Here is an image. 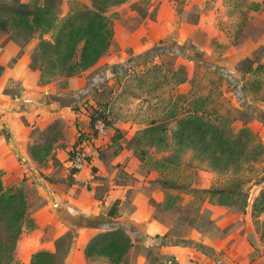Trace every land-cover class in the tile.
I'll return each mask as SVG.
<instances>
[{"label": "rangeland", "instance_id": "obj_1", "mask_svg": "<svg viewBox=\"0 0 264 264\" xmlns=\"http://www.w3.org/2000/svg\"><path fill=\"white\" fill-rule=\"evenodd\" d=\"M61 1L57 11L62 19L84 4L92 7V0ZM149 1L141 0L131 5H127L129 2H126L120 11L112 8L108 14L112 19L121 14L129 15L130 21L138 26L149 13ZM202 1L204 6L201 13L194 9L195 6L184 13L183 18L192 25L191 33L194 37L183 45L169 41L157 44L140 54L129 53L123 60L104 59L94 67L75 76L87 86L94 78L111 74L101 85L99 84L95 95H91L88 100L89 106H83L90 114L94 109L104 112L106 119L111 122L110 126L105 127L101 120L102 124L97 131L92 130L91 138L101 137L102 143L98 146L93 145V149L99 151L98 149L102 147L106 155L111 157L117 151H122L125 147L129 148L126 146L129 140L153 122L165 126L167 132L165 143L160 146H141L142 149L148 151L144 160L140 159L133 148H129L138 160L137 174H130L121 169L116 179L121 183L136 184L141 187L139 189L147 196L146 203L153 209L154 216L168 226V233L203 244L207 242L208 244L205 245L213 249V254L219 258V261L207 255L208 260L201 264H264V213L258 217L251 215L253 202L264 188V155L254 162L245 163L242 171L238 173L222 172L213 169L209 164H204L188 151L178 152L179 146L176 145L173 136L178 125V118L183 112L196 106L201 109L206 118L216 120L221 125L231 123L236 131L243 126V119H247V125L263 142L259 134L261 128L256 120L263 124L264 122L255 115L257 110L253 111L251 108L252 111L244 112L245 107L241 104L237 91L238 87L244 86L241 95H245V101L264 111L261 107L264 103V69L245 72L241 69L243 65L234 64L231 67L227 65L233 60H240L247 56L258 57L259 61L264 63V0ZM185 3L186 0H175L174 5L181 10ZM132 9H136L139 16H132ZM24 37L17 35L22 44L25 41ZM45 37L50 38L51 35ZM33 42L36 45L39 38H34L30 43ZM180 47L193 54V58L180 52ZM144 55L149 57H142ZM212 65H226L225 67L229 69L227 73L234 75L238 83L237 87L234 80L230 83L226 75L219 69H213ZM118 70L121 73L116 75ZM114 73L116 76L112 75ZM54 81L65 85L62 77ZM259 83L260 88L257 86ZM181 95L190 96V99L186 100V96ZM191 95L194 101H197L194 104H189L193 101ZM51 125V129L47 127L42 132L36 129L32 144L42 143L57 130H62L63 133V129H66V123L62 118H56ZM63 136L64 134L59 135L55 142V155L59 153L58 148L60 149ZM90 136H85L83 139L90 138ZM111 142L113 146L107 148L106 145ZM167 155H173L172 162L164 159ZM91 158L90 155L88 159ZM50 160L45 164H39L37 172L40 180L36 179L33 174L30 175L33 182L32 187L28 184L21 185L27 198L35 202L42 199L40 192L45 194L46 184H49L55 175L68 174L67 168L61 166L55 172H51ZM158 161H163L167 166ZM53 163L58 164V162ZM68 163V169H72L70 158ZM235 177L242 178L243 187L249 194L245 209L241 208L239 203L231 206L202 203L188 190V187L200 189L227 187ZM161 178L176 181L181 188L165 189L157 182ZM108 188L105 182L98 188L97 196L104 195ZM135 190L128 192L129 199L126 205L128 210L131 208L129 205L135 195ZM169 194L172 195L173 201L171 208L167 209L164 202ZM214 205L221 206L227 211L221 215H238L237 220L239 221L236 220L235 223L221 227L220 222L212 218ZM29 230L32 229L26 231ZM24 234L21 240L26 239ZM220 240H228L226 249L215 250L209 245ZM28 253L26 248L20 249L18 254L16 251V258L20 264H27L23 258H26ZM144 254L147 256L146 264H171L173 261V256L163 252L161 247L156 245L147 248ZM132 257L131 254L126 264H131ZM85 264H108V262L104 259H89Z\"/></svg>", "mask_w": 264, "mask_h": 264}, {"label": "trees", "instance_id": "obj_2", "mask_svg": "<svg viewBox=\"0 0 264 264\" xmlns=\"http://www.w3.org/2000/svg\"><path fill=\"white\" fill-rule=\"evenodd\" d=\"M129 1L92 0V7L84 4L81 8L72 11L62 19L57 11V7L62 2L61 0H34L28 2L23 0H0V34H7L9 39L19 42L22 48L38 37L39 42L31 55V66L33 69L40 70L42 83H50L58 77H72L81 74L95 66L109 52L114 41L115 30L114 21L108 13L110 9ZM18 34L25 36L24 44L18 40ZM49 34L51 37L46 38L45 36ZM182 48L180 47L181 50H178L188 55L187 57L193 58V54ZM22 52L23 49L17 57ZM145 56L149 57L147 55L142 57ZM14 60H16V57ZM259 60L258 57L247 56L240 60L231 61L227 67L240 64L243 65L241 69L245 72L258 71V69H264V63ZM256 63L258 64L255 65ZM225 66L212 65L213 69L222 71L230 83L234 80L237 87L238 83L233 77L234 75H229L227 73L229 69ZM120 70L116 75L121 73ZM3 71L4 66L0 65V76ZM110 75L96 77V86H87L84 92H77V96L73 93L74 95L69 98L70 101L76 104L85 96L95 95L93 91H97L101 83L108 79ZM112 75H115V73ZM257 86L260 88L261 84L259 83ZM238 88V97L245 107L244 112L252 111L251 108H253V111L257 110L255 112L257 118L264 122V111L245 101V95H241L244 86ZM191 96L193 101H190L189 104L196 103L197 101H194L193 95ZM189 99L190 96H186V100ZM63 101L65 102V100ZM85 104H88V101ZM101 120L104 122L105 127L111 125L104 112L94 109L91 113L92 130L97 131L96 124ZM247 123L248 120L243 119V126L236 131L231 123L226 124V126L221 125L216 120L206 118L201 109L195 106L189 111L183 112L178 118V125L173 136L176 145L179 146L178 152L188 151L195 158L204 164H209L215 170L238 173L242 171L245 163L254 162L264 155L263 142ZM51 128L52 125L50 124L47 129ZM59 135H63L62 130H57L42 143L32 144L30 152L33 159L39 164H45L49 159L57 162L54 148ZM166 140L165 126L153 122L134 135L126 146L133 148L140 159L144 160L148 151L142 149V145L160 146ZM79 144L80 142L75 147ZM172 156L167 155L164 159L172 162ZM159 162L167 166L163 161ZM71 168L73 174L78 171V169ZM3 175L4 171L0 169V264H20L16 258L18 242L27 229L35 227L31 215L32 207L22 187L6 185L3 181ZM53 180L51 179V181ZM157 182L165 189L181 188L179 183L167 178L158 179ZM188 190L195 197H198L202 203L209 202L229 206L238 205L239 203L243 209L248 204L249 194L243 187L241 177H235L227 187L202 189L188 187ZM172 201V195L169 194L164 206L167 209L171 208ZM261 213H264V188L256 197L252 208L254 217H258ZM115 214L116 207L114 206L110 209L108 216H73L64 212L61 217L70 227L69 230L55 240V250L42 249L35 252L31 257L30 264H66L67 256L75 249L78 228L90 225L103 229L92 237L85 246V254L91 260L104 259L108 264H126L132 254L131 264H135L142 247L155 243V245L161 246L191 245L219 261V258L213 254V249L203 243L173 236L170 233L152 237L142 233L135 225L126 221L111 220L109 217L115 216ZM172 260L171 264H181L176 261L174 256Z\"/></svg>", "mask_w": 264, "mask_h": 264}, {"label": "crops", "instance_id": "obj_3", "mask_svg": "<svg viewBox=\"0 0 264 264\" xmlns=\"http://www.w3.org/2000/svg\"><path fill=\"white\" fill-rule=\"evenodd\" d=\"M139 1L141 0H131L127 5ZM174 2L175 0H150L149 13L138 26L130 21L129 15L121 14L114 18L113 44L99 62L104 59L123 60L129 53L140 54L157 44L169 41L183 45L193 38L192 25L183 18L184 13L193 6L201 13L203 1L186 0L181 10L175 7ZM123 5L126 3L114 8L120 11ZM131 14L139 16L136 9H132ZM35 46L34 42L32 44L29 42L22 48L19 42L9 39L7 34H0V65L4 66L0 76V169L4 171L3 181L8 186L28 184L32 187L31 174L40 180L37 172L39 163L33 159L30 152L33 134L36 129L44 131L56 118L64 120L67 130L63 129L64 136L60 149L58 148L59 153L55 155L58 164L53 163L55 161L51 159L49 169L55 172L58 167H65L68 174L55 175L54 180L46 184L45 194L40 192L41 200L35 202L27 198L32 207L31 215L35 227L23 233L26 239L19 240L17 254L20 249L26 248L29 253L23 261L30 264L35 252L42 249L55 250V240L70 228L61 217L63 212L73 216H108L110 209L114 206L116 214L109 217L111 220L126 221L152 237L168 233V226L154 216L153 209L146 203L147 196L139 189L141 187L136 184L121 183L116 179L121 169L130 174H137L138 160L133 151L125 147L109 157L104 148L101 147L99 151L92 148L95 144L97 146L102 144L101 137H95L91 142L90 140L85 142L83 139L92 133L91 114L83 108L88 105L85 103L91 96H85L76 104L69 98L74 95L73 93L77 96V92H84L87 86H96V78L87 86L76 76L62 77L65 85H61L59 81L42 83L40 70L33 69L31 66V55ZM21 49L23 52L17 57ZM15 57L16 60H14ZM262 104L261 107L264 109V103ZM256 121L260 125L259 134L264 143V124ZM79 142L92 148V158L87 160L81 170L73 174L72 169H68V159L71 149ZM106 146L107 148L113 146V143ZM105 182L109 188L104 195L97 196L98 188ZM133 190L135 195L131 199L129 205L131 208L128 210L126 208L128 192ZM212 210V218L219 221L221 227L235 223L238 218V215H221L227 212L221 206L214 205ZM249 224L247 221V225ZM102 230L92 225L79 227L75 249L68 255L66 264L87 263L89 259L85 254V246ZM28 239L29 242H27ZM227 242L228 240H220L209 245L215 250H222L227 248ZM205 244L208 243L205 242ZM151 246L155 244L142 247L135 264L147 263L144 252ZM156 246H160L163 252L174 256L181 264H201L208 260L207 254L191 245Z\"/></svg>", "mask_w": 264, "mask_h": 264}, {"label": "built area", "instance_id": "obj_4", "mask_svg": "<svg viewBox=\"0 0 264 264\" xmlns=\"http://www.w3.org/2000/svg\"><path fill=\"white\" fill-rule=\"evenodd\" d=\"M100 124H102V121H98L96 124V128L98 129ZM91 138V136H90ZM88 137L87 139H84L85 142L90 140ZM94 136L91 138V141L94 140ZM92 148L89 147V145L85 143H80L77 147L72 149V153L70 155V164L73 168L81 170L84 165L86 164L89 156L92 153Z\"/></svg>", "mask_w": 264, "mask_h": 264}, {"label": "water", "instance_id": "obj_5", "mask_svg": "<svg viewBox=\"0 0 264 264\" xmlns=\"http://www.w3.org/2000/svg\"><path fill=\"white\" fill-rule=\"evenodd\" d=\"M102 229V228H101ZM152 244H155V243H152ZM149 245H151V244H149Z\"/></svg>", "mask_w": 264, "mask_h": 264}]
</instances>
